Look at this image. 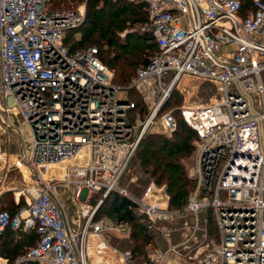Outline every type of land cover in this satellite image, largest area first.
<instances>
[{
  "label": "built area",
  "instance_id": "2783aa9c",
  "mask_svg": "<svg viewBox=\"0 0 264 264\" xmlns=\"http://www.w3.org/2000/svg\"><path fill=\"white\" fill-rule=\"evenodd\" d=\"M52 1L0 0V116L20 149L6 153L0 185L13 170L29 172V186L19 190L27 204L13 214L0 210V236L9 230L39 236L14 264H102L93 247L101 254L112 234L130 232L127 220H95L113 192L129 198L152 225H163L167 239V225L183 213L182 240L164 252L151 250L142 264H170L173 256L190 264H264V0H253L247 13L243 0H126L144 5L148 19L121 36L142 32L159 47L126 86L114 82L98 47L66 45L68 31L85 23V8L51 10ZM186 78L218 86L215 99L165 110ZM132 90L146 111L137 110ZM176 112L197 135L195 188L182 209L171 210L166 188L163 201H146L119 184L147 133L160 126L159 133L171 136L177 129ZM59 186L86 205L79 229ZM95 193L100 199L93 207ZM118 256L112 264L137 262L132 251ZM0 264L9 263L0 257Z\"/></svg>",
  "mask_w": 264,
  "mask_h": 264
},
{
  "label": "trees",
  "instance_id": "16d2710c",
  "mask_svg": "<svg viewBox=\"0 0 264 264\" xmlns=\"http://www.w3.org/2000/svg\"><path fill=\"white\" fill-rule=\"evenodd\" d=\"M54 1L51 2V8L56 5ZM106 1L104 6L98 8L97 0L88 1L85 23L78 29L68 31L65 43L71 50L90 46L98 47L102 62L114 73V82L128 85L136 75L137 68L147 65L150 56L158 52L159 47L155 38L145 33H130L125 38L120 36V31L127 28L128 23L144 24L147 22L148 17L144 5L133 4L126 0ZM243 4L244 13L253 8V0H243ZM78 33L81 35L80 40L77 39ZM133 96H137L139 101L132 100ZM172 98L166 107L169 103L170 105L179 104L181 101L176 93ZM130 99L137 104V110L146 111L142 96L138 92L130 91ZM135 112L133 111L132 114ZM196 138L195 131L178 116L177 129L170 137L152 132L147 133L140 142L135 155L142 171L150 179L157 184H167L173 208L181 207L186 203L193 186V181L188 177L182 159L192 153L193 142ZM9 194L12 195L7 193L4 197ZM11 197L13 200V196ZM4 203L6 205L0 206V210H8L12 214L25 205L23 201L18 205ZM104 203L105 205L110 204L112 212L108 214L113 219L125 218L131 221L134 229L132 239L136 242L134 251L149 241L146 226L138 220L137 206L129 198L113 192L104 200ZM101 211L102 208L96 215H99ZM213 226L216 230V226ZM38 237L36 231L19 233L9 230L0 236V256L8 259L9 264H14L19 256L27 252V247L38 242ZM135 255L140 256L138 252Z\"/></svg>",
  "mask_w": 264,
  "mask_h": 264
},
{
  "label": "rangeland",
  "instance_id": "374dc122",
  "mask_svg": "<svg viewBox=\"0 0 264 264\" xmlns=\"http://www.w3.org/2000/svg\"><path fill=\"white\" fill-rule=\"evenodd\" d=\"M88 1H96V0H55L54 4H56V5L53 6L51 8V10H57V9H60V10H62V9H76V10H78L79 9V10H81V9L85 8L86 13H87ZM113 2H116V0H113ZM105 3H107L106 0H97V8L104 6ZM137 25L138 24H134L133 22L128 23V27L125 28L124 30L122 29L120 31L121 32L120 36H121V34L125 33L126 29L136 28ZM140 33H142V32H140ZM122 38H125V37H122ZM121 86H126V85H121ZM175 93L178 94V97L181 99L180 103L179 104H172V105H170V103H169V106L164 108L165 110H171V109H174L176 107H181V106L184 107V106H188V105H194V104H198L200 102L213 101L215 99L216 94L218 93V86H216L215 84H212V82H209L206 80L195 79V78H186V79L182 80L178 84V86L174 89L173 94H175ZM171 99H173V98L171 97ZM132 100L139 101V98L137 96H133ZM175 115H176V118L178 120V116H180V114L178 112H176ZM1 120H2V116H0V125H2ZM159 131H160V126H156L153 129L152 133L162 134V133H159ZM21 132L23 133L24 138H26V140H28V138L30 137L29 136L30 135L29 129L26 128L24 125H22V131ZM162 135L168 136L166 134H162ZM168 137H170V136H168ZM26 147L28 148L29 151H31L29 142L26 143ZM8 151L11 155H16V154L18 155L19 154L20 149H19L18 137L13 132H10L9 134H7V133L3 132L0 128V155H2V157H3V154L5 152H8ZM135 158L133 159L131 165L129 166L127 171L124 173V175L120 181V184H119L120 189L125 190L129 196H131L137 200L151 201V200H154L156 196H158V198H157L158 201H163L161 194L165 193L164 190L166 188V192L170 197V206H169L170 209L171 210L182 209L186 205L188 199H187L186 203L181 207H178V208L171 207V196L168 192L167 184H157L153 179H150L149 176L146 175L142 171V169L139 165V162ZM182 162L185 166L187 175L190 174V175H188V177L190 178L191 168H192V165L194 163V150L192 151V153L189 156L184 157L182 159ZM59 172L60 171H57V174H59ZM10 173L11 174L7 175V178L10 177L9 182L11 183V181L16 180L17 186H23L22 183H19V181L22 182L21 176L18 175L19 173L17 171H14V170L11 171ZM3 176H4V172H3V168H2V163L0 162V179ZM12 179H15V180H12ZM190 180L193 181V186L190 190L188 198L190 197L191 193L193 192V190L195 188V181L192 178H190ZM27 181H29V179H27ZM59 190H60V193H62L61 198L63 199L64 205L68 211V216H69V220H70L71 225L74 228L79 229V227L82 226L84 224V221H85V218L83 217L82 212H83V209L85 208L86 205L83 202L80 203L79 201H77L74 198V195L72 194V192L70 190H68L66 187L59 186ZM11 196L12 195L9 194V195H7V197H4L3 202H7V203L11 204L13 201ZM99 197H100V194H96V193L93 194L92 200L89 202L90 205H92L93 207L96 206L97 204H95V201L96 200L98 201ZM23 203L25 205L27 204L25 199L23 200ZM104 205H105V203L103 201L99 207V209L102 208V211L99 215L95 216V220L98 221V220H101L103 218H107L111 222L117 221L116 219H113L108 214V213L112 212L110 204H108V205L106 204L105 206ZM182 215H183V213H181V215L179 214V215L174 216V218L172 219L173 221L167 225L172 232V233H170L171 237L169 236V238L167 239V236L165 234L169 233V231H165L163 229V227H164L163 225H158V224L152 225L151 222L146 217L137 213V217H138L139 222L146 226V229H147L146 233L149 235V241L146 242V244H144V246L139 248L137 251H134V246L136 245L135 240L132 239V232L134 229H133L131 221L127 220L129 223V227H130V232L125 234L124 237H122V238L118 237L115 234H112L111 239H110L111 246L109 248H107V250L105 252H102L101 254L98 253L99 248L93 247V246H95V244H93L92 245L93 250H92L91 254L94 255L95 260L100 257L98 259V261L102 264H112L118 260V258H119L118 255L121 252H125V251H132L133 253L138 252L140 256H136V261H137L136 264H142L148 259V254L151 252V250L158 249V250L164 252V251H166L169 242H171V244H176L182 240L183 234L185 232L183 229L180 230L181 226H183L182 223L184 221V219L182 218ZM186 217H187L186 220L189 223H191L193 220L192 215H187ZM205 217H208V219H209V229H210V235L212 236V239L215 241H218L219 235L217 233V227L215 230V228L213 226V225L216 226V222L212 216V213H208V215H205ZM121 220H126V219L123 218ZM26 246H24L25 249H26ZM28 248L29 247H27V249ZM112 249L113 250L116 249L120 253L113 254ZM186 251H188V250H182V252H186ZM170 264H190V261L187 259H184L183 257L180 258V257L173 256L171 258Z\"/></svg>",
  "mask_w": 264,
  "mask_h": 264
},
{
  "label": "crops",
  "instance_id": "0c3cea01",
  "mask_svg": "<svg viewBox=\"0 0 264 264\" xmlns=\"http://www.w3.org/2000/svg\"><path fill=\"white\" fill-rule=\"evenodd\" d=\"M0 128L4 132V128H3L2 125H0ZM6 153L7 152H5L3 154V157H2V155H0V160H1L0 162L2 163V165L4 164V157L6 156ZM17 172L19 173L18 175L21 176V178H22V182L19 181V183H22L23 186H17L15 179H12V180H15V181H11V183H10L9 182V180H10L9 178L10 177L7 178V176H6L5 180L0 185V206L6 205L3 202L2 199H3L4 195L7 194V193H11L12 194L13 200H14V202L12 201V203H14L15 205L20 204V202L23 201L24 199L26 200V197L24 195H22V193L19 190H21L23 187H28L29 186L28 183H27V179L28 178L25 175L22 174V170H20V171L17 170ZM0 257H2V256H0ZM7 261H8V259H7Z\"/></svg>",
  "mask_w": 264,
  "mask_h": 264
},
{
  "label": "bare ground",
  "instance_id": "6f19581e",
  "mask_svg": "<svg viewBox=\"0 0 264 264\" xmlns=\"http://www.w3.org/2000/svg\"><path fill=\"white\" fill-rule=\"evenodd\" d=\"M22 174L25 175L28 178L29 172L22 169Z\"/></svg>",
  "mask_w": 264,
  "mask_h": 264
}]
</instances>
